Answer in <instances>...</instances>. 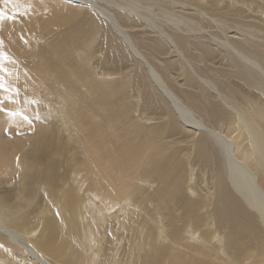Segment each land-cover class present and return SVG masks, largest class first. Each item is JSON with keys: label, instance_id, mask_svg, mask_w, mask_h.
Instances as JSON below:
<instances>
[{"label": "bare ground", "instance_id": "6f19581e", "mask_svg": "<svg viewBox=\"0 0 264 264\" xmlns=\"http://www.w3.org/2000/svg\"><path fill=\"white\" fill-rule=\"evenodd\" d=\"M98 1L0 0V264H264V0Z\"/></svg>", "mask_w": 264, "mask_h": 264}, {"label": "snow or ice", "instance_id": "6c2138e0", "mask_svg": "<svg viewBox=\"0 0 264 264\" xmlns=\"http://www.w3.org/2000/svg\"><path fill=\"white\" fill-rule=\"evenodd\" d=\"M4 20V15L3 13H0V23H2ZM3 41L0 40V46H2ZM4 57V54L2 52H0V72H7V69L4 67V64L2 63V58ZM3 80V77H0V81ZM4 84L2 82H0V88H3ZM3 110V109H0Z\"/></svg>", "mask_w": 264, "mask_h": 264}, {"label": "rangeland", "instance_id": "374dc122", "mask_svg": "<svg viewBox=\"0 0 264 264\" xmlns=\"http://www.w3.org/2000/svg\"><path fill=\"white\" fill-rule=\"evenodd\" d=\"M75 1H78V0H75ZM108 1H109V0H108ZM115 1H116V0H115ZM117 1H118V0H117ZM117 1H116V2H117ZM99 2L102 3L100 0L98 1V3H99ZM139 2H141V1H139ZM100 3H99V4H100ZM148 4H149V5H152V3H150V2H149ZM154 13H155V14L157 13V9H156V8H155V10H154Z\"/></svg>", "mask_w": 264, "mask_h": 264}]
</instances>
